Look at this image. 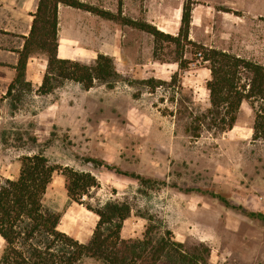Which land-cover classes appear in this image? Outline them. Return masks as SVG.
<instances>
[{
    "label": "rangeland",
    "instance_id": "obj_1",
    "mask_svg": "<svg viewBox=\"0 0 264 264\" xmlns=\"http://www.w3.org/2000/svg\"><path fill=\"white\" fill-rule=\"evenodd\" d=\"M122 1L124 16L167 25L158 28L178 34L184 0H129L127 13ZM94 6L118 13L119 0H97ZM60 19V56L91 64L98 53L108 54L117 77L90 89L64 80L40 94L41 72L29 89L0 92V178L18 177L20 158L43 152L51 163L90 171L99 181L79 203L68 195L62 172L55 171L43 198L46 208L61 214L59 228L81 241L91 237L99 218L88 206L116 200L132 210L122 229L125 238L142 237L153 214L160 231L171 229L187 246L207 244L209 264H264V216L249 214H264V138L253 139L250 102L242 103L233 129L203 127L195 137L192 118L210 106V70L195 47L185 45L190 62L181 70L173 62L181 52L175 43L159 44L155 54L153 35L117 19L79 9L64 10ZM189 39L199 43L197 27H190ZM150 79L164 84L152 89ZM90 158L167 185L148 190ZM3 246L0 236V253ZM78 264L106 263L85 256Z\"/></svg>",
    "mask_w": 264,
    "mask_h": 264
},
{
    "label": "trees",
    "instance_id": "obj_2",
    "mask_svg": "<svg viewBox=\"0 0 264 264\" xmlns=\"http://www.w3.org/2000/svg\"><path fill=\"white\" fill-rule=\"evenodd\" d=\"M60 3L94 12L104 18L117 19L150 33L156 42L155 54L159 44L175 43L181 52L176 53L173 62H178L181 70L188 68L190 61L184 58L183 51L186 44H191L195 47V55L207 62L206 67L210 70V78L206 81L210 106L192 118L191 134L199 137L203 127L217 132L233 129L241 105L247 100L255 112L253 139L264 138V64L190 40L194 0L183 1L177 35L165 32L146 20L124 16L122 0H119L118 13L80 0H39L29 35L19 51L16 74L7 94L16 87L29 89L32 86L26 80V70L28 60L35 52L44 53L47 58V68L38 88L40 94L51 93L56 83L64 80L90 89L96 81L111 84L117 77L114 58L108 54L98 53L91 64L60 56ZM175 77L176 74L172 76L173 80ZM149 82L152 89L164 84V81L154 79ZM20 161L18 177L0 178V236L4 240L0 264H78L85 256L106 264H209L211 249L207 244L187 246L175 238L171 229L160 231L153 214L147 216L148 223L142 237H123L124 222L132 211L128 202L110 200L98 208L88 206L99 218L91 237L81 241L59 228L61 214L46 208L43 198L55 171L62 172L68 195L79 203H83L82 197L92 188L99 187L97 177L90 171L53 164L43 152L23 155ZM88 161L136 178L148 190L167 185L166 181L123 172L103 160L90 158ZM249 214L264 216L255 212Z\"/></svg>",
    "mask_w": 264,
    "mask_h": 264
},
{
    "label": "crops",
    "instance_id": "obj_3",
    "mask_svg": "<svg viewBox=\"0 0 264 264\" xmlns=\"http://www.w3.org/2000/svg\"><path fill=\"white\" fill-rule=\"evenodd\" d=\"M80 1L94 6L97 0ZM194 1L190 27H197L199 43L264 64V0ZM38 3L39 0H0V92H5L15 77L19 51L23 49L25 38L29 35ZM182 4L178 8V26L175 27H180ZM78 9L59 4L58 27L61 45L63 42L60 15L64 10ZM124 10L125 13L129 12V0H124ZM158 26L167 27L159 23ZM59 52L61 54V49ZM31 66L34 67L32 74ZM46 68L47 58L31 55L26 80H32L36 84V74L45 73ZM38 81L41 85L42 81Z\"/></svg>",
    "mask_w": 264,
    "mask_h": 264
},
{
    "label": "bare ground",
    "instance_id": "obj_4",
    "mask_svg": "<svg viewBox=\"0 0 264 264\" xmlns=\"http://www.w3.org/2000/svg\"><path fill=\"white\" fill-rule=\"evenodd\" d=\"M166 30V29H165Z\"/></svg>",
    "mask_w": 264,
    "mask_h": 264
}]
</instances>
